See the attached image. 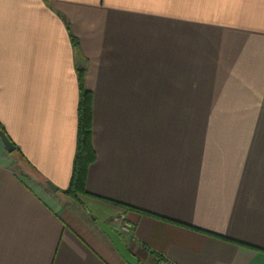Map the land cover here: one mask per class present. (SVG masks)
Here are the masks:
<instances>
[{
	"label": "crops",
	"instance_id": "obj_1",
	"mask_svg": "<svg viewBox=\"0 0 264 264\" xmlns=\"http://www.w3.org/2000/svg\"><path fill=\"white\" fill-rule=\"evenodd\" d=\"M71 35L85 208L46 184L76 148ZM0 123L35 172L0 140V264H127L89 214L145 264H264V0H0Z\"/></svg>",
	"mask_w": 264,
	"mask_h": 264
},
{
	"label": "trees",
	"instance_id": "obj_2",
	"mask_svg": "<svg viewBox=\"0 0 264 264\" xmlns=\"http://www.w3.org/2000/svg\"><path fill=\"white\" fill-rule=\"evenodd\" d=\"M71 43L74 48L75 56L77 60L82 61L81 67H78L77 65V69H76V79H77V87H78L76 148H75L72 171L68 186L66 189L64 190L58 189V191L64 193L70 200H72L77 205L81 206L82 208H85V205L81 200V196L83 195L92 196L86 190V179H87L89 166L96 159V152L92 143V96L90 91L86 87V83H85L87 68H86L85 58L80 50L79 41L77 38L71 35ZM0 128L5 131L1 123H0ZM5 133L7 134L6 131ZM13 144L16 147L13 153L19 155L21 158L24 159L23 153L20 151L18 146L14 142ZM102 200H105L113 204H119L117 202L104 198ZM125 207L131 208L129 206H125ZM84 210L88 213L87 209ZM89 215L93 223L96 224L98 228H100L99 225L96 223L97 218L92 216L91 214ZM107 239L110 241L108 237ZM139 264H145V263L140 261Z\"/></svg>",
	"mask_w": 264,
	"mask_h": 264
},
{
	"label": "water",
	"instance_id": "obj_3",
	"mask_svg": "<svg viewBox=\"0 0 264 264\" xmlns=\"http://www.w3.org/2000/svg\"><path fill=\"white\" fill-rule=\"evenodd\" d=\"M82 61L79 60L78 67H81ZM0 140L5 147V149L8 152H13L15 150V145L11 141V139L8 137V135L5 133L3 129L0 128ZM47 186L53 190L57 191L58 187L54 185L51 181H46ZM96 223L99 225L100 229L106 234V236L110 239L111 243L121 256V258L127 263V264H139V259L136 257L130 249L127 247L125 241L123 240L122 236L118 231L113 229L109 224L106 222L97 219Z\"/></svg>",
	"mask_w": 264,
	"mask_h": 264
},
{
	"label": "rangeland",
	"instance_id": "obj_4",
	"mask_svg": "<svg viewBox=\"0 0 264 264\" xmlns=\"http://www.w3.org/2000/svg\"><path fill=\"white\" fill-rule=\"evenodd\" d=\"M14 152V151H13ZM11 152V153H13ZM15 156L17 157V161L14 164V167L16 168V170L21 173V174H35V172H33V170L31 169V167L25 162V160L23 158H21L19 155L15 154ZM84 213V212H83ZM85 214V213H84ZM91 223L93 224V226L95 227V229H97V231H99V233L103 234L104 232L100 231V228L97 227V225H95L93 223V221H91ZM123 225V224H122ZM122 230V229H121ZM132 230V229H131ZM131 232V231H130ZM105 234V233H104ZM103 234V235H104ZM106 235V234H105Z\"/></svg>",
	"mask_w": 264,
	"mask_h": 264
},
{
	"label": "built area",
	"instance_id": "obj_5",
	"mask_svg": "<svg viewBox=\"0 0 264 264\" xmlns=\"http://www.w3.org/2000/svg\"><path fill=\"white\" fill-rule=\"evenodd\" d=\"M121 229L124 232H130L132 229V224L128 222H124L123 225L121 226Z\"/></svg>",
	"mask_w": 264,
	"mask_h": 264
}]
</instances>
